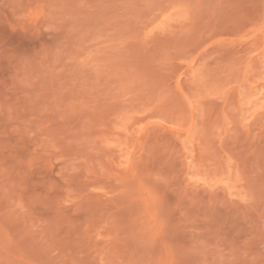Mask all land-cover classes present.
<instances>
[{
  "label": "rangeland",
  "instance_id": "1",
  "mask_svg": "<svg viewBox=\"0 0 264 264\" xmlns=\"http://www.w3.org/2000/svg\"><path fill=\"white\" fill-rule=\"evenodd\" d=\"M0 264H264V0H0Z\"/></svg>",
  "mask_w": 264,
  "mask_h": 264
}]
</instances>
